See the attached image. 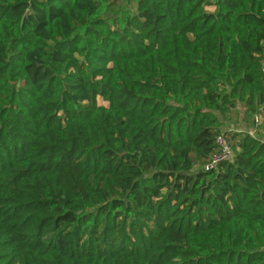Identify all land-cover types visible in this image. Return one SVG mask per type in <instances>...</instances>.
Returning <instances> with one entry per match:
<instances>
[{"label":"trees","instance_id":"16d2710c","mask_svg":"<svg viewBox=\"0 0 264 264\" xmlns=\"http://www.w3.org/2000/svg\"><path fill=\"white\" fill-rule=\"evenodd\" d=\"M263 63L264 0H0V264H264Z\"/></svg>","mask_w":264,"mask_h":264},{"label":"built area","instance_id":"2783aa9c","mask_svg":"<svg viewBox=\"0 0 264 264\" xmlns=\"http://www.w3.org/2000/svg\"><path fill=\"white\" fill-rule=\"evenodd\" d=\"M263 72H264V63H263ZM216 143H217V150L215 154L212 155L210 162L206 165V168H212L217 163L230 158L232 154L231 145L228 139L223 134H220L217 137Z\"/></svg>","mask_w":264,"mask_h":264},{"label":"rangeland","instance_id":"374dc122","mask_svg":"<svg viewBox=\"0 0 264 264\" xmlns=\"http://www.w3.org/2000/svg\"><path fill=\"white\" fill-rule=\"evenodd\" d=\"M207 9H208V7H207ZM98 101L100 103L106 104V102H104L101 98H98ZM243 111H244L243 108L239 107V114L236 115L235 113H232L231 115H229L231 118L226 120L225 125L233 127V128H236L238 130H241V129L249 130L250 128L246 129L247 127L244 125V121L242 119L243 118ZM256 130L259 131V132L263 131L262 128L253 127L252 129H250V132L251 133H257Z\"/></svg>","mask_w":264,"mask_h":264}]
</instances>
